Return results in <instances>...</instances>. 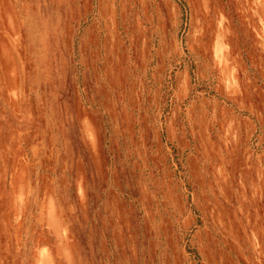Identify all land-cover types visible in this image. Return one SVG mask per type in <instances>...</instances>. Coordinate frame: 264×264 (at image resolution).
<instances>
[{
  "label": "rangeland",
  "instance_id": "374dc122",
  "mask_svg": "<svg viewBox=\"0 0 264 264\" xmlns=\"http://www.w3.org/2000/svg\"><path fill=\"white\" fill-rule=\"evenodd\" d=\"M0 264H264V0H0Z\"/></svg>",
  "mask_w": 264,
  "mask_h": 264
}]
</instances>
